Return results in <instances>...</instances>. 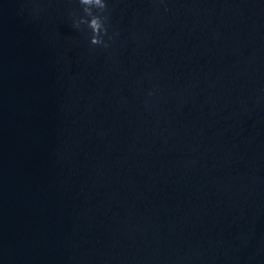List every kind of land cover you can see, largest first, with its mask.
I'll return each mask as SVG.
<instances>
[{"label":"water","instance_id":"1","mask_svg":"<svg viewBox=\"0 0 264 264\" xmlns=\"http://www.w3.org/2000/svg\"><path fill=\"white\" fill-rule=\"evenodd\" d=\"M0 0V264H264V0Z\"/></svg>","mask_w":264,"mask_h":264},{"label":"clouds","instance_id":"2","mask_svg":"<svg viewBox=\"0 0 264 264\" xmlns=\"http://www.w3.org/2000/svg\"><path fill=\"white\" fill-rule=\"evenodd\" d=\"M79 15L70 13L72 27L77 31L83 30L87 34V41L90 46L107 48L105 40H111L112 36L107 35V24L102 25L100 21V10L106 9L105 0H77Z\"/></svg>","mask_w":264,"mask_h":264}]
</instances>
